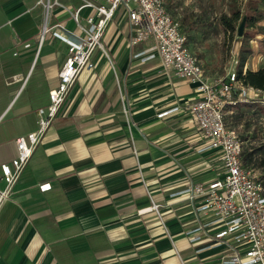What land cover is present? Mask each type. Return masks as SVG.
Wrapping results in <instances>:
<instances>
[{"label": "crops", "instance_id": "1", "mask_svg": "<svg viewBox=\"0 0 264 264\" xmlns=\"http://www.w3.org/2000/svg\"><path fill=\"white\" fill-rule=\"evenodd\" d=\"M58 1L49 25L82 36L72 13L84 1ZM45 13L40 0H0V166L16 156V139L38 128V109L49 105L68 55L52 32L40 41ZM93 13L81 10L83 24ZM131 34L119 8L102 39L109 59L96 50L94 68L79 75L0 213V264H222L228 254L212 240L213 212L187 194L225 174L187 110L199 98L196 85L157 54L143 60L155 44L134 48ZM252 43L245 70L256 71L264 46ZM237 106L249 107L229 112ZM242 120L231 125L243 140L242 164L261 180L264 131L242 133Z\"/></svg>", "mask_w": 264, "mask_h": 264}, {"label": "built area", "instance_id": "2", "mask_svg": "<svg viewBox=\"0 0 264 264\" xmlns=\"http://www.w3.org/2000/svg\"><path fill=\"white\" fill-rule=\"evenodd\" d=\"M83 1L72 13V19L83 32L77 36L62 23L49 25L52 9L60 5L58 0H40L46 10L41 41L52 32L54 38L67 44L68 55L59 72V82L50 91L49 105L38 109V128L18 137L16 156L0 166L4 183L0 187V213L79 75L84 69L94 68L96 50L105 51L102 43L105 31L119 8H123L132 31L130 44L138 46L148 41L155 44V52L144 53L143 60L157 54L166 70L196 85L199 98L189 102L187 110L207 141L206 149L220 152L225 174L210 184L192 185L187 194L192 200L202 198L199 210H211L215 215L219 229L212 240L229 250L222 264H264V184L243 166L242 137L226 120L230 110L227 108L248 102L263 91L240 81L236 69L223 77L208 76L197 55L188 50L187 36L167 10L164 0H104L100 4ZM86 7L93 8L94 13L83 24L80 12ZM238 62L236 58L235 63ZM159 208L156 203L150 207L157 211Z\"/></svg>", "mask_w": 264, "mask_h": 264}, {"label": "rangeland", "instance_id": "3", "mask_svg": "<svg viewBox=\"0 0 264 264\" xmlns=\"http://www.w3.org/2000/svg\"><path fill=\"white\" fill-rule=\"evenodd\" d=\"M248 1L249 0H164L167 10L180 23L182 31L187 36L188 50L196 54L197 57L204 62L206 73L211 78L223 77L228 72L234 69L237 70L238 63H235V59L237 58L239 60V53L241 47L245 46L244 44H249V48H251V45L255 44L252 43V40L257 39L260 46L259 48L264 46V29L255 28V30L250 31V27H247L244 29V32L246 30L249 34H246L245 37L247 41H244L243 37H240L238 34L239 27L243 20L234 22L236 25V31L234 33L228 31L221 21L223 15L232 16L234 9H240L242 14L245 13ZM259 5L264 9V0H261ZM45 19L46 13L44 24ZM259 22H263L264 24V19ZM259 22H257L254 27H256ZM69 27H71L72 30L76 28H74L72 24L69 25ZM135 47L137 46H134V48ZM106 51L108 53L106 57L109 59V55L111 54L108 50ZM135 52L138 57L143 53L142 51L138 52V49ZM251 53H248L247 58L250 57ZM104 56V52L99 51L95 62L98 64L99 60L101 61V58ZM111 66L114 70L115 68L112 63ZM262 97L263 96L260 95L257 98L260 100ZM244 104L249 107H242L241 113L238 112L240 106L236 107L233 114L228 112V125L234 126L235 122L242 118L243 120L239 128L242 133L246 131L245 129L263 132L264 102L260 100V102H248ZM235 116H237V118ZM259 177L264 181L263 176Z\"/></svg>", "mask_w": 264, "mask_h": 264}, {"label": "trees", "instance_id": "4", "mask_svg": "<svg viewBox=\"0 0 264 264\" xmlns=\"http://www.w3.org/2000/svg\"><path fill=\"white\" fill-rule=\"evenodd\" d=\"M259 3H261V0H249L245 13L242 14L240 9H236V10L234 9L232 16L223 15L221 17L222 23L224 24V26L226 27V29L228 31H231L232 33H234L236 31V25L234 24V22L243 20V18L246 17L245 29L247 27H253L257 22L264 19V9H262L260 7ZM242 15H243V17H242ZM246 34H249V32L247 33L245 30L244 35H243L244 41H247L246 37H245ZM244 45L245 46L241 47V50L239 53V62H238V66H237L238 79L240 81H242L247 86H252L256 89L263 91L262 92L263 94H261L263 96L264 95V66L262 68H260L259 70H256V71H253L250 69L245 70L247 55H248V53H251V48H249L250 46L247 43ZM260 100H262L264 102V96ZM260 100H259V98L256 97V98L251 99L248 102H260ZM248 102H240L238 104H241V103L244 104V103H248ZM244 105L247 106L246 104H244ZM227 109H230V108H227ZM237 116H235V117L237 118ZM227 117H228V115L226 116V120H227ZM261 149H264V146H262ZM262 163H264V162H262ZM262 182L264 184L263 180H262Z\"/></svg>", "mask_w": 264, "mask_h": 264}, {"label": "water", "instance_id": "5", "mask_svg": "<svg viewBox=\"0 0 264 264\" xmlns=\"http://www.w3.org/2000/svg\"><path fill=\"white\" fill-rule=\"evenodd\" d=\"M245 25H246V17L243 18V21L239 27V31H238V34L240 37H243L244 35V29H245Z\"/></svg>", "mask_w": 264, "mask_h": 264}]
</instances>
